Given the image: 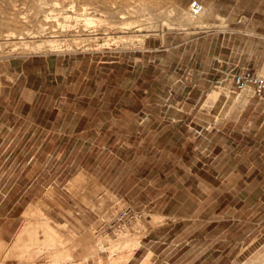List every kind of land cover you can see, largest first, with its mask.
Instances as JSON below:
<instances>
[{
    "label": "rangeland",
    "instance_id": "obj_1",
    "mask_svg": "<svg viewBox=\"0 0 264 264\" xmlns=\"http://www.w3.org/2000/svg\"><path fill=\"white\" fill-rule=\"evenodd\" d=\"M94 1L0 0V19L18 22L19 15L29 17V23H18L17 30L23 33L25 29L37 31L48 16L52 30L58 33L64 28L72 30L78 23L89 35L104 28L100 23L86 27L78 22L71 6L77 12L82 8L79 4L104 10L105 4ZM139 1L149 10L153 8L150 14L154 12L155 19L161 14L159 8L169 12L173 22L178 21L176 9L190 13V3ZM201 3L206 28H153L147 37L143 34L128 46L103 37L96 41L86 38L79 45L68 42L60 51L45 48L40 53L28 50L0 57L2 250L13 243L10 233L4 232L10 226L4 220L23 208L14 205L41 195L53 206L40 203L31 212L28 208L24 225L47 221L64 241L73 242V257L86 255V264H96L99 257L106 264H115L125 257L122 250L111 249L105 237L116 240L121 233L138 230L140 243L149 231L150 217L146 214L136 221V212L127 203L90 226L79 216L82 209H77L73 222L67 217L68 207L55 203L58 191L80 165L94 175L93 197L102 189L100 182H105L115 192L123 186L136 203H221L218 209L207 210L222 219L221 247L229 250L226 260L235 254L234 250L229 253V243L240 242L245 231L251 230L252 240L237 264H264V101L256 98L253 86L240 91L233 82L235 75L247 70L264 75V0ZM43 70L57 73V80L43 75ZM101 88L106 94L94 97ZM216 90L218 96L211 97ZM73 103L77 106L71 108ZM100 105L106 106V114L93 110ZM84 110H88L89 120H109L107 134L84 136L80 143L68 136L44 143L50 130L68 134ZM108 195L107 203L115 200ZM104 203H93L90 208L100 213ZM229 203H250L251 208L245 210L252 223L244 228L230 221L236 210ZM129 210L132 217L119 221L121 213ZM90 218L95 221L97 216ZM168 223L153 216L151 225ZM17 226L13 224L12 230ZM39 238L44 240L42 230ZM100 240L103 247L97 244ZM53 252L36 250L29 261L12 257L4 264H58L57 258L45 257Z\"/></svg>",
    "mask_w": 264,
    "mask_h": 264
},
{
    "label": "crops",
    "instance_id": "obj_2",
    "mask_svg": "<svg viewBox=\"0 0 264 264\" xmlns=\"http://www.w3.org/2000/svg\"><path fill=\"white\" fill-rule=\"evenodd\" d=\"M192 1L195 0H175L176 3L183 6H187ZM198 1L205 2V0ZM47 60L49 59L46 58V64H50V61ZM64 60H66L65 57L61 62L63 63ZM42 74L55 76V80H57V73L43 70ZM106 92L107 90L103 91V88H101L99 92L96 91L93 93V96L96 98L99 96L102 97ZM100 100L102 101V99ZM70 106L71 108L73 106L76 107L77 104L73 103L70 104ZM91 106L92 105L89 104L87 107L91 109ZM88 110H84L80 118L71 125L72 130H70L68 134L50 130L45 137L44 143L49 141L50 138L58 136L59 138L68 136L73 139L71 141L80 143L84 136L93 134L101 136L107 134L109 130V120H89L86 118V112ZM93 110L101 114H106L108 111L106 106L103 107L102 105ZM239 122L238 120L234 122V124L237 125ZM37 127H40V125H37ZM38 153L39 151L33 156L32 160L37 157ZM62 155L63 152H60L59 158H61ZM62 174L64 173L62 172ZM70 175L71 178L68 179L60 191H58V200L55 201V203H62V206L65 208L68 207L67 217L70 221L76 222L74 217L77 216V209L79 208L83 210L79 213L83 223L86 226H90L98 222L100 216H110L115 207L124 205L125 203L132 209L131 212H136V221L143 219L146 214L150 217L148 233L145 237H142L138 248L135 249L133 255L126 264H222V262H226V264H237V259L240 257L242 250L246 249L247 245L252 240V232L250 230L248 233L245 231L240 242L231 241L228 245V248L231 250L229 253L232 254L234 250L235 254L232 259L227 261L226 258L229 250L227 247L222 250L221 247L220 226L222 219L220 215H215L214 212L209 215L210 211L207 210L209 208L218 209L221 203H136L129 198V193H125L123 186L115 192L110 185L105 182H100L102 189L98 196L93 197L94 175L90 171V168L79 165L75 172ZM78 178H81V181H77ZM77 182L81 183L80 186H77ZM108 194L113 196L115 200L107 203L106 199H108ZM43 198L44 196L41 195L27 203H18L14 205V208L18 206L23 208L20 214L7 216L4 220L5 223L10 224L9 229H5L4 232L5 234L10 233L11 242L15 240L18 233L27 222L24 213L28 208H37L40 203H46V205L51 207L53 206L52 201L43 200ZM103 201H105V203ZM99 202L104 203V209L100 213H96L90 207H92L93 203ZM229 207L236 210L234 215L229 218L234 224L237 223L238 226H244L245 228L247 224L252 223L251 216H247V211L245 210L251 208L250 203H229ZM241 210L244 211L241 212ZM63 211H66V209ZM238 212H240V215L236 216ZM69 213L73 215L71 216ZM94 214L97 218L95 221H91L90 217ZM153 216L155 218H165L169 223L165 226L153 228L151 225ZM13 224L18 225L14 230H12Z\"/></svg>",
    "mask_w": 264,
    "mask_h": 264
},
{
    "label": "bare ground",
    "instance_id": "obj_3",
    "mask_svg": "<svg viewBox=\"0 0 264 264\" xmlns=\"http://www.w3.org/2000/svg\"><path fill=\"white\" fill-rule=\"evenodd\" d=\"M99 1L102 4H105L104 10L102 11L88 8L89 5L79 4L82 8H80L77 12L74 10L76 8L71 6L72 12L76 14L78 22H83L85 26L100 23L99 26L104 28L102 31H90L91 33L89 35L84 34L87 29L82 30L78 23L74 28H72V30L71 27L69 29L64 28L63 31L61 30L58 33L55 30H52L50 25L51 21L48 16H45V18L40 22L37 31L25 29V32L23 33L18 32V23H29V17L19 15L18 22L11 20L8 21L7 18L0 19V57H6L7 55L14 54L19 55L22 51L24 53V51L28 52V50L40 53L45 48H49L52 51H60L67 46L66 43L75 42L78 44L80 43V40L86 38L96 41L101 39L99 37H103L113 41L118 40L117 43L128 46V43H134V41L140 38L143 34H146L145 37H147V34H149L153 28H159L162 31H166L173 26L179 28L190 26L196 29L207 27L206 23L203 21V17L206 15L205 8L204 12L197 18H193L190 13H186L184 10L176 9L178 21H174V24L168 16L169 12H166L165 9L159 8L158 10H160L159 13L161 14L158 19H155L153 18L154 12H152L153 15L150 14V10L152 11L153 8H150L149 10V6H147L144 2V4H142V1L140 2L139 0H97L96 2L99 4ZM93 5L94 4H91V6ZM97 13L100 14L101 19L99 16L97 17ZM102 15L106 16L104 17ZM103 17L106 18V20L103 21ZM86 34H88V32H86ZM35 39L39 40L37 44L30 45L29 43H31V40ZM87 39L84 41L87 42ZM102 40L101 42H103ZM68 46L72 47L71 44H68ZM69 47L68 49H70ZM218 94L219 91L216 90L210 96L216 98ZM244 95L247 97L248 91L245 92ZM28 210L31 212L32 207ZM39 230L43 231L44 240L39 238ZM139 236L140 233L136 230V233H121L117 239L115 238L116 240H111L108 237H105V241L109 242L111 249L116 251L122 250V255L125 256L119 259L115 264H126L128 262L135 249L139 246ZM75 243L76 242L74 241V246ZM97 244L98 246L103 247V241L100 240ZM70 245H73V242L64 241L61 236L53 230L47 221H43L37 226H32L31 223H28L22 227L13 243L8 248L6 247L7 249L5 251L2 250L0 246V261L2 262L1 264H4V261L7 260L6 258L12 257H16L21 261H29L36 250L48 248L53 249L54 252L45 255V257L48 259L51 258L52 260L57 258L56 263L58 264H86V255L84 254V256L73 257L71 254L72 247ZM95 256L99 257V253H96ZM96 264H106V260L99 257Z\"/></svg>",
    "mask_w": 264,
    "mask_h": 264
},
{
    "label": "built area",
    "instance_id": "obj_4",
    "mask_svg": "<svg viewBox=\"0 0 264 264\" xmlns=\"http://www.w3.org/2000/svg\"><path fill=\"white\" fill-rule=\"evenodd\" d=\"M204 5L198 0L192 1L189 5V11L193 18L199 17L204 12ZM234 85L237 90H243L248 86H253L255 96L261 101H264V75L257 76L251 70L244 71L234 77ZM131 212L125 211L121 213L119 221L131 218Z\"/></svg>",
    "mask_w": 264,
    "mask_h": 264
}]
</instances>
